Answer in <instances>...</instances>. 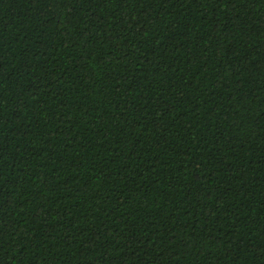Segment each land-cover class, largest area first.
I'll return each mask as SVG.
<instances>
[{
    "label": "trees",
    "instance_id": "1",
    "mask_svg": "<svg viewBox=\"0 0 264 264\" xmlns=\"http://www.w3.org/2000/svg\"><path fill=\"white\" fill-rule=\"evenodd\" d=\"M0 264H264V0H0Z\"/></svg>",
    "mask_w": 264,
    "mask_h": 264
}]
</instances>
